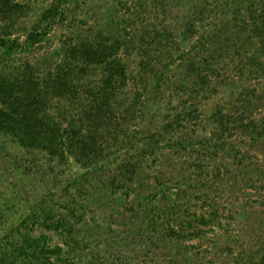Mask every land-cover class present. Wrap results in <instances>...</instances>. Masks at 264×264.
I'll list each match as a JSON object with an SVG mask.
<instances>
[{"label":"rangeland","instance_id":"374dc122","mask_svg":"<svg viewBox=\"0 0 264 264\" xmlns=\"http://www.w3.org/2000/svg\"><path fill=\"white\" fill-rule=\"evenodd\" d=\"M52 1L0 0V37L20 42L0 45V264H264V131L243 132L264 123V40L203 52V37L166 33L210 0H68L49 24ZM68 37L130 39L132 68L174 59L140 99L120 90L134 113L112 103L89 163L23 145L4 122L32 116L37 90L39 113L58 111L47 73Z\"/></svg>","mask_w":264,"mask_h":264},{"label":"trees","instance_id":"16d2710c","mask_svg":"<svg viewBox=\"0 0 264 264\" xmlns=\"http://www.w3.org/2000/svg\"><path fill=\"white\" fill-rule=\"evenodd\" d=\"M68 2L52 1L47 10L49 17H44L49 18V24L55 21ZM165 30L166 33L170 31V37H203L198 45L203 52L222 49L220 44L226 42V37H257L264 40V0H210L208 10H197L193 16L191 13L187 16L182 14L176 26L168 25ZM30 34L27 42L35 45L43 39L41 36L44 33L35 30ZM130 42V39L124 41L119 37L112 40L110 37L108 40L68 37L63 41L60 57L50 58L47 73L46 88L48 94L52 95L51 100L57 99L52 107L58 111L50 109L46 117L41 115L39 105L44 93L37 90L31 101L32 116L22 110V117L7 118L4 122L12 124V130L18 133L17 138L23 145L45 149L57 156L59 161L68 159V155L75 156L83 163L95 160L96 132L103 128L102 122L112 119L107 113L112 103H116L117 107L125 106L124 112L127 114L134 113V105L131 101L126 105L128 97H121L120 90L129 85L134 91L133 98L140 99L139 91L146 87L147 79L163 80L174 60L169 55L136 57V65L132 68L128 63L129 57L122 49ZM0 45L14 48L19 47L20 42L14 38L5 40L0 37ZM228 46L229 43L225 47ZM196 56L188 57V66L194 68L197 65L199 61ZM196 76L203 82L211 80L209 74L198 73ZM84 87H89L91 93L83 91ZM246 127L248 130L243 131L245 135L254 136L264 131V123H258L256 119H251Z\"/></svg>","mask_w":264,"mask_h":264}]
</instances>
